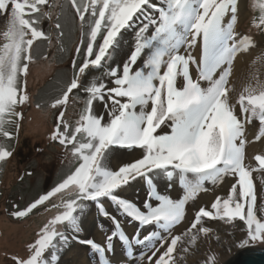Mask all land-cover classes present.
I'll use <instances>...</instances> for the list:
<instances>
[{"label":"snow or ice","instance_id":"6c2138e0","mask_svg":"<svg viewBox=\"0 0 264 264\" xmlns=\"http://www.w3.org/2000/svg\"><path fill=\"white\" fill-rule=\"evenodd\" d=\"M68 11L78 33L71 74L34 107L52 110L47 140L70 167L27 204L0 209L16 222L40 208L54 211L23 254L5 251L10 264H79L74 244L96 264H187L201 237L214 234L206 221L242 223L241 249L264 243L253 180V172L264 173V153L253 157L256 167L246 163L247 148L264 143V81L250 72L236 87L241 57L259 48L251 64H264L256 39L264 36V0H0V171L33 107L34 46L66 50L61 19ZM117 151L138 155L114 163ZM226 180L227 194L192 209L177 232L206 185ZM97 216L107 221L102 242L85 235V220L95 224ZM203 264H216V255Z\"/></svg>","mask_w":264,"mask_h":264},{"label":"rangeland","instance_id":"374dc122","mask_svg":"<svg viewBox=\"0 0 264 264\" xmlns=\"http://www.w3.org/2000/svg\"><path fill=\"white\" fill-rule=\"evenodd\" d=\"M249 15L252 16L255 21L252 31L256 32L255 25L258 24V19L254 13H250ZM61 23L64 25L65 31L64 47L66 50L64 52H60L55 45L49 48L47 43L43 41L38 42L34 46L33 54L36 57V62L30 66V75L28 77L29 90L33 102L32 108L34 109H36L34 107L36 102L47 101L57 95L60 82L66 80L71 74L70 60L72 49L74 48V43L76 42L78 35L76 25L72 20L71 11H68L66 15L62 17ZM4 26L5 20L3 17H0V31L4 30ZM44 27L46 31L53 33V35L55 34V29L52 28L47 21L45 22ZM247 27L248 21L245 20L241 24V30ZM256 39L261 41V44L264 45V36L257 35ZM259 53V48L253 49L254 56ZM45 54L48 55L47 60L42 59ZM258 65V70L260 72L258 74L259 79L264 81V64L258 63ZM246 69L247 68L243 67L241 71H244L245 73H243L241 78L236 80L237 90L240 89L242 84L247 82L249 73L246 72ZM33 73L34 76H36V81H34V77L32 76ZM252 83L254 84L255 81H252ZM32 108L26 109L25 115ZM37 111H39L40 114L32 116L30 122L35 123L38 119L41 127L31 129L29 132L27 130L28 126H26L25 129L22 126L20 143L16 148V154L8 161L3 171H0V209L10 208L13 202L19 203L21 206L27 204L39 194H43L47 190H50L54 186V181L51 180L59 179L60 181L69 170L70 164L67 160L62 163L63 154L60 146L58 144L50 143L47 140V135L54 123V114L52 110H50L47 107V104H45L42 109ZM97 111H102V108L98 107ZM69 113L71 114V109L69 110ZM249 131L250 133L256 132L258 129L250 128ZM36 147L43 148V152L37 153L35 151ZM261 153H264V151L253 153L248 157L246 163H250L253 167H256L257 162L253 157L255 154ZM133 155H138V153L117 151L114 163L121 160H127ZM26 170H32L33 174L31 176H25L24 181L21 182L19 180V175ZM253 180L257 192V215L262 216L264 215V173L259 171L253 172ZM231 183L232 181L229 180L228 190ZM161 186H163V182H161ZM137 187L139 188V186ZM206 187L210 191L215 189V187L210 184L206 185ZM140 190L141 192L143 191L142 189ZM173 195H176V193H173ZM200 206L208 207L210 204L207 200L199 197L196 203L190 206L189 218L183 227H186L193 219L192 209H198ZM53 214L54 211L46 213L43 208H40L32 214L29 219L24 220L23 222H16L9 216L0 213V264L10 263L5 257V251L8 253L23 254L25 244L33 238V234L39 226H41L46 219L50 218ZM206 223L211 224L212 227H215V231L221 232L224 234L226 240H229L225 245L219 246L218 241L211 236H202L200 239V247L202 246L204 250H207L209 253L206 255L215 254L216 264H223L230 256L240 249L236 245L245 235L241 230L243 225L240 222L227 224L223 221H206ZM85 225V235H90L98 242L104 240L103 233L107 230V221L97 216L95 224L92 223L91 218H88L85 220ZM100 225H104V228L101 229L99 227ZM183 227L177 228V232L182 231ZM254 246L264 247V243H258ZM73 248L78 253L72 258L73 260L79 261L80 258H84L88 264H96L95 258L89 257L86 248L75 244L73 245ZM194 253L197 257L192 263L190 261L189 264H203L204 257L203 259H200L202 255L201 250L198 249ZM198 253L200 254L198 255Z\"/></svg>","mask_w":264,"mask_h":264},{"label":"bare ground","instance_id":"6f19581e","mask_svg":"<svg viewBox=\"0 0 264 264\" xmlns=\"http://www.w3.org/2000/svg\"><path fill=\"white\" fill-rule=\"evenodd\" d=\"M253 57H255V56H254L253 50H252V52L248 56L241 57L237 61V63H236L237 80L243 76V73H245L244 71H241L243 69V67L247 68L246 72H248V73H250L251 71L255 72L257 74L260 73L259 70H258V67H259L258 63H256L255 65L251 64V61L253 60ZM32 76L34 77V81H36V76H34V73H33ZM39 114H40L39 111H37L36 109L32 108L25 115V122L23 123V128L25 129V127L28 126L27 130L30 132L31 129H34V128H37V127H41V124L39 123L38 119L36 120L35 123L30 122V118L32 116H36V115H39ZM261 151H264V143L255 142V143L251 144L248 147V149H247L248 157H250L253 153H258V152H261ZM228 183H229V180H226L222 185L216 186L215 189L212 190V191L209 190L208 192H204V193L200 194L199 197L201 199L207 200V202L210 204L215 199V197L217 195L224 196L227 193V191H228ZM189 213H190V211H189ZM188 218H189V215H188ZM187 221H185V223ZM181 227H183V226H181ZM213 230H214V234L211 237L213 239H215L216 241H218V245L219 246H223V245L226 244L227 241H229V240H226L224 234H222L221 232L215 231V227H213ZM217 237H219V239H217ZM200 241H199V244H198V249H200L201 253H202L200 259H203V257L205 258L207 256L206 254H209V253L207 252V250H204V248L202 246L200 247V243H201ZM199 254L200 253H198V255ZM196 257H197V255L195 253L190 255V256H188L187 257V264H189L190 261L192 263ZM78 262H79V264H88L84 258H80Z\"/></svg>","mask_w":264,"mask_h":264},{"label":"water","instance_id":"95a60500","mask_svg":"<svg viewBox=\"0 0 264 264\" xmlns=\"http://www.w3.org/2000/svg\"><path fill=\"white\" fill-rule=\"evenodd\" d=\"M223 264H264V247L250 246L243 249L240 248Z\"/></svg>","mask_w":264,"mask_h":264},{"label":"trees","instance_id":"16d2710c","mask_svg":"<svg viewBox=\"0 0 264 264\" xmlns=\"http://www.w3.org/2000/svg\"><path fill=\"white\" fill-rule=\"evenodd\" d=\"M53 34V33H52ZM127 39H129V41L131 40V37H129V38H127ZM51 181H54V186H55V184L57 183V182H59V179H56V180H51Z\"/></svg>","mask_w":264,"mask_h":264}]
</instances>
